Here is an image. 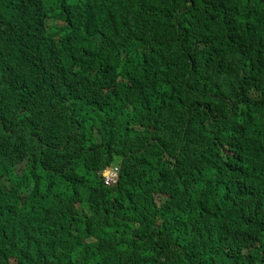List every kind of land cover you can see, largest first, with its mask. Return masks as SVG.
<instances>
[{"label":"trees","instance_id":"obj_1","mask_svg":"<svg viewBox=\"0 0 264 264\" xmlns=\"http://www.w3.org/2000/svg\"><path fill=\"white\" fill-rule=\"evenodd\" d=\"M0 264H264V0H0Z\"/></svg>","mask_w":264,"mask_h":264},{"label":"built area","instance_id":"obj_2","mask_svg":"<svg viewBox=\"0 0 264 264\" xmlns=\"http://www.w3.org/2000/svg\"><path fill=\"white\" fill-rule=\"evenodd\" d=\"M103 180L107 185H113L117 182L118 178V167L116 165H112L110 167L105 168L102 171Z\"/></svg>","mask_w":264,"mask_h":264},{"label":"water","instance_id":"obj_3","mask_svg":"<svg viewBox=\"0 0 264 264\" xmlns=\"http://www.w3.org/2000/svg\"><path fill=\"white\" fill-rule=\"evenodd\" d=\"M118 179V178H117Z\"/></svg>","mask_w":264,"mask_h":264}]
</instances>
